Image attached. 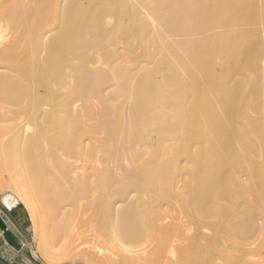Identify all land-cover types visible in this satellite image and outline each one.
Returning a JSON list of instances; mask_svg holds the SVG:
<instances>
[{"label":"bare ground","instance_id":"1","mask_svg":"<svg viewBox=\"0 0 264 264\" xmlns=\"http://www.w3.org/2000/svg\"><path fill=\"white\" fill-rule=\"evenodd\" d=\"M157 19L170 39L156 43L168 40L174 60L146 84L167 95L149 100L147 87L127 84L136 116L113 129L115 173L96 175L84 166L91 138L64 131L58 115L109 111L105 93L110 76L124 72L126 42L141 40ZM262 42L264 0H0V123L20 118L9 135L14 151H4L10 137L1 135L2 158L33 208L51 207L63 233L85 226L83 243L123 264H264V163L252 156L261 145L247 137L264 127V79L253 77L246 96L222 67L233 59L241 68L234 59L252 50L249 76H258ZM132 61L130 81L145 80L140 57ZM188 61L193 70L183 67ZM141 125L150 128L135 134ZM206 153L234 158L226 179L208 174ZM193 160L201 161L196 172ZM204 174L222 189L206 186Z\"/></svg>","mask_w":264,"mask_h":264},{"label":"rangeland","instance_id":"2","mask_svg":"<svg viewBox=\"0 0 264 264\" xmlns=\"http://www.w3.org/2000/svg\"><path fill=\"white\" fill-rule=\"evenodd\" d=\"M208 3L209 2H207V4ZM195 4L200 6L198 2ZM33 19L34 17L30 16L28 18V22L30 23ZM141 20L146 22L150 19H145V17H143ZM155 23L157 24L155 29L142 33L141 40H131L130 42H126L125 60L123 62L124 72L115 73V75L113 74L110 76V87L108 88L107 93H105V98H110L108 101L106 99V104L110 109L109 111L100 112L102 110L99 109L85 110L81 113H78L76 119L74 120H71L70 117L64 115H58L60 119L57 120L58 122L61 121L59 124L61 128L65 129L64 131H67L72 135H83L85 138H91V142L88 145V150L90 151L91 155L87 158L88 162L84 166L93 167V169H96V175L104 177L107 176L109 178L111 174L115 173L112 169L113 159L110 155V151L112 150L110 143L111 139L113 138V129H115V127H123L124 124H126L129 120H133L136 116V112L133 110V107L129 106L130 101H133L135 95L134 93L129 94L125 92L126 86L128 88V83L131 82L130 84L132 87H147L145 88L147 90L144 95L149 100L163 98L167 95L166 92L159 87V84H154V81L152 83L151 80V85L146 84L149 83L150 79H152V76L154 80L156 79L158 82L161 79V76L167 72L168 66L174 60V58L171 59L170 57V47L168 45L165 46L168 40L162 44L156 43L159 41V39H170L169 26H167L165 24V20L162 19H157ZM159 24L162 25L161 29L159 28ZM214 31L215 30H207L206 33H213ZM4 34L6 37L10 36V32L6 31ZM14 46L17 48L22 47L20 44ZM259 46L260 48H264V42L261 44L259 43ZM212 49H214V46L208 48V51H211ZM249 52H246V54L234 59L235 62L238 61L240 63L241 68L232 67L233 59L230 60V62L222 65L227 76L229 77V80L234 81V83L236 82L246 96H251L249 93H251L250 89L253 90V77L264 79V65L262 68L263 71L260 72L258 76H249L253 75L252 72H250V63L251 58L254 55V51L251 50V52ZM135 57H140V73H144L146 76L145 80L135 79L130 81V71L131 69H135L137 66V64L132 61ZM183 67L188 68V70H193L194 64L188 61L183 65ZM123 75V85L125 88L124 92L123 86L120 85L119 80L122 79L121 76ZM107 96H111L112 98ZM59 101L65 103L68 100L65 96H61ZM82 101L83 100H80L79 98H75L73 104L78 106L82 103ZM126 102H128V104H126ZM139 110L140 113H142L143 109H138L137 113ZM19 119L20 118L18 117H12L10 120L2 121L0 123V138L1 135L8 137L11 133L14 134V125L19 121ZM261 121L264 123V119H261ZM149 128L150 127L141 125L135 134L144 132ZM164 133L165 132L161 130L159 135H163ZM9 137L10 138H7L5 142H3L5 144L3 146L4 151H14L16 148V138H14V136ZM190 137V141L192 140L194 142L195 139L192 136ZM247 137L255 141L258 145H261V148L257 146L256 149L253 150L252 156L254 159H258L257 161L255 160L256 162L261 164L264 163V127L259 129L256 127H251L248 129ZM260 141H263V145L260 144ZM152 142L155 141L152 140ZM1 147L2 144H0V148ZM115 150L116 149H114V151ZM125 151H127V147L124 145L117 148L116 150V152L119 154L124 153ZM1 154L2 152L0 151V218L2 219V221H0L2 224H4L7 215L6 213H9L10 211L12 216L23 221L25 225L23 235L27 240V246L31 256L37 263L123 264L113 256L107 255V253L103 252L102 250L98 251L92 248L89 249L88 244L83 243L85 242V226L79 227L78 224L69 225L68 227H65V232L63 233V230L52 217V212L54 210H51V207L50 209L47 207L40 210L38 206L33 208L31 197H29L24 191L26 187H23L24 184L20 180L21 178L19 179L14 174L16 168L13 167L5 158H2ZM157 158L158 157L153 156L154 160ZM204 162L209 165L211 162H214V165L208 174L223 175L222 177L226 179L227 176L225 174L234 164V158L231 156L219 161L215 160L214 156L210 153H206ZM200 163L201 161L193 160L190 163L192 171L196 172ZM258 176L259 175L255 174L254 178H259ZM203 178L206 186H210L211 188L218 190L222 189L220 184L213 183L212 185H209L211 181L208 175L206 176L204 174ZM244 183H249V180L245 179ZM79 231H81V233H79ZM102 247L106 248L107 246L103 245Z\"/></svg>","mask_w":264,"mask_h":264},{"label":"crops","instance_id":"3","mask_svg":"<svg viewBox=\"0 0 264 264\" xmlns=\"http://www.w3.org/2000/svg\"><path fill=\"white\" fill-rule=\"evenodd\" d=\"M6 214L4 232L0 234V264H39L27 246L23 221L12 216L11 211Z\"/></svg>","mask_w":264,"mask_h":264},{"label":"built area","instance_id":"4","mask_svg":"<svg viewBox=\"0 0 264 264\" xmlns=\"http://www.w3.org/2000/svg\"><path fill=\"white\" fill-rule=\"evenodd\" d=\"M0 220L2 221V219L0 218ZM3 232V227L0 225V234Z\"/></svg>","mask_w":264,"mask_h":264},{"label":"water","instance_id":"5","mask_svg":"<svg viewBox=\"0 0 264 264\" xmlns=\"http://www.w3.org/2000/svg\"><path fill=\"white\" fill-rule=\"evenodd\" d=\"M0 225L3 226L2 222L0 221Z\"/></svg>","mask_w":264,"mask_h":264}]
</instances>
